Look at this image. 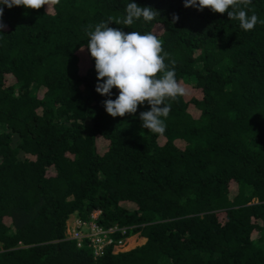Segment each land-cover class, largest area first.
<instances>
[{"label": "trees", "instance_id": "trees-1", "mask_svg": "<svg viewBox=\"0 0 264 264\" xmlns=\"http://www.w3.org/2000/svg\"><path fill=\"white\" fill-rule=\"evenodd\" d=\"M129 2L160 15L116 23ZM248 8L264 20V0ZM109 17L175 61L186 94L166 100L161 134L142 128L147 102L113 118L95 90L85 29ZM2 19L0 264H264V24L244 31L184 0H52ZM96 210L116 229L101 256L68 235ZM136 234L146 242L114 252Z\"/></svg>", "mask_w": 264, "mask_h": 264}, {"label": "clouds", "instance_id": "clouds-1", "mask_svg": "<svg viewBox=\"0 0 264 264\" xmlns=\"http://www.w3.org/2000/svg\"><path fill=\"white\" fill-rule=\"evenodd\" d=\"M52 0H0V32L7 25L3 23L4 7H25L40 10ZM252 0H184L186 8L195 7L198 11L210 9L221 15L227 13L230 20H237L240 28L251 31L257 23L264 24L258 19L254 9H249ZM249 11L252 12L249 15ZM126 16L116 23L131 26L135 21L143 19L152 21L160 13L151 7L139 6L129 2L125 8ZM179 20L173 14L172 23ZM112 18L101 21L93 28L86 26L87 50L95 60L98 83L96 91L101 96L109 97L102 102L106 112L115 117H125L135 114L138 107L147 102L149 111L140 113L142 128L148 132L161 134L166 130L165 119L171 110L166 100H175L184 96L186 89L176 79L175 61L167 65L165 60L169 53L163 49V42L153 33L141 34L138 31L125 32L120 28L110 27ZM81 52L85 47L81 46ZM118 90V96L111 99L112 90ZM164 118V119H162ZM143 135V133H141ZM126 239V238H125ZM119 252V251H117Z\"/></svg>", "mask_w": 264, "mask_h": 264}, {"label": "built area", "instance_id": "built-area-1", "mask_svg": "<svg viewBox=\"0 0 264 264\" xmlns=\"http://www.w3.org/2000/svg\"><path fill=\"white\" fill-rule=\"evenodd\" d=\"M99 214L100 211L96 210L93 212L90 221L85 222L79 218H75L77 220L76 224L74 226L68 225V235L73 239H77L79 245L82 244L84 238H89L95 248V256H101L105 246L114 243V240L109 237V234L116 230L114 228L108 230L101 228L96 223ZM123 232L125 233V230H123ZM124 240L125 239L119 240V242L114 245V252H117L115 250L116 247L124 244Z\"/></svg>", "mask_w": 264, "mask_h": 264}, {"label": "rangeland", "instance_id": "rangeland-1", "mask_svg": "<svg viewBox=\"0 0 264 264\" xmlns=\"http://www.w3.org/2000/svg\"><path fill=\"white\" fill-rule=\"evenodd\" d=\"M77 218L75 215H72L71 218L68 221V225L70 226H74L76 224V219ZM145 239L141 236H139V234H136L134 236H131L129 238H126L124 240V244L122 246H118L115 248L116 251H128L130 249H133L139 245H142L145 243L144 241Z\"/></svg>", "mask_w": 264, "mask_h": 264}, {"label": "crops", "instance_id": "crops-1", "mask_svg": "<svg viewBox=\"0 0 264 264\" xmlns=\"http://www.w3.org/2000/svg\"><path fill=\"white\" fill-rule=\"evenodd\" d=\"M144 239H145L144 241L146 242V238H144Z\"/></svg>", "mask_w": 264, "mask_h": 264}]
</instances>
